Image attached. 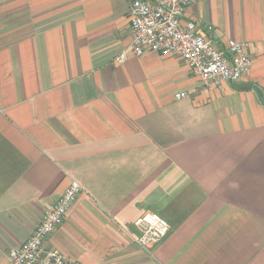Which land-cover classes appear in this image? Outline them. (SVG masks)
Segmentation results:
<instances>
[{
	"label": "crops",
	"instance_id": "1",
	"mask_svg": "<svg viewBox=\"0 0 264 264\" xmlns=\"http://www.w3.org/2000/svg\"><path fill=\"white\" fill-rule=\"evenodd\" d=\"M129 4L0 0V264L71 181L46 243L79 264H264V0L186 8L219 48L247 46L250 73L218 88L132 54ZM145 212L170 226L148 250Z\"/></svg>",
	"mask_w": 264,
	"mask_h": 264
},
{
	"label": "built area",
	"instance_id": "2",
	"mask_svg": "<svg viewBox=\"0 0 264 264\" xmlns=\"http://www.w3.org/2000/svg\"><path fill=\"white\" fill-rule=\"evenodd\" d=\"M196 1L130 0L131 53L138 56L149 50L162 56L178 57L206 88H218L225 81H239L250 73L252 66L246 44L230 41L219 48L198 33L194 21H184L186 8ZM117 59L122 61L123 55ZM174 96L184 98L188 93L177 92ZM81 190L77 181H71L57 201L44 210L27 240L7 253L6 264H79L46 242ZM135 225L140 230L135 241L144 250L158 244L170 230L166 220L155 212H145Z\"/></svg>",
	"mask_w": 264,
	"mask_h": 264
},
{
	"label": "water",
	"instance_id": "3",
	"mask_svg": "<svg viewBox=\"0 0 264 264\" xmlns=\"http://www.w3.org/2000/svg\"><path fill=\"white\" fill-rule=\"evenodd\" d=\"M258 99H259L260 102L264 105V94L259 93V94H258Z\"/></svg>",
	"mask_w": 264,
	"mask_h": 264
}]
</instances>
